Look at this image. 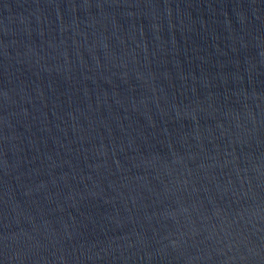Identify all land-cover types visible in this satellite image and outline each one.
Instances as JSON below:
<instances>
[{
    "label": "water",
    "instance_id": "obj_1",
    "mask_svg": "<svg viewBox=\"0 0 264 264\" xmlns=\"http://www.w3.org/2000/svg\"><path fill=\"white\" fill-rule=\"evenodd\" d=\"M0 264H264V0H0Z\"/></svg>",
    "mask_w": 264,
    "mask_h": 264
}]
</instances>
